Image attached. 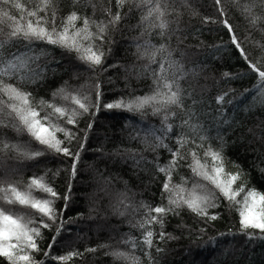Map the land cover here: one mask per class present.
Wrapping results in <instances>:
<instances>
[{"label": "trees", "instance_id": "16d2710c", "mask_svg": "<svg viewBox=\"0 0 264 264\" xmlns=\"http://www.w3.org/2000/svg\"><path fill=\"white\" fill-rule=\"evenodd\" d=\"M20 2L33 8L36 0ZM244 2L245 0H241V4ZM92 3L96 4L95 13L87 0L76 4L72 0H58L57 25L72 11L97 22H107L108 17L102 11L103 8H111L113 14L118 11L116 0H92ZM188 5L180 8L182 15L179 17V31L170 40L161 39L156 32L151 36L146 34L141 37L142 29L136 27L140 23L141 11L135 8L115 29L110 26L103 42L105 58L102 67L106 71L89 69L77 59L75 52L43 43L33 45L45 48L50 54L43 80L24 86L17 84L22 90L32 94L33 103L41 99L57 105L68 103L61 101L59 97L53 100V93L62 86L69 91L78 90L81 94L91 95L93 102L96 100L95 84L99 83L101 92L100 108L94 116L89 113L79 117L75 126L64 125L63 120L59 121L76 134V139L70 145L73 152L78 151L83 143L75 177L71 175L72 159L61 154L47 153L32 161L13 159L12 152L0 156V179L18 182L23 189L31 177L47 173L46 180L60 195L55 207L58 211L62 210L63 227L57 235L59 216L56 223L44 218V222L51 226L41 227V236L37 240L40 251L32 253L37 261H43V264H61L52 257L79 252L83 255L73 257L68 264H125L106 254L112 250H120L134 252L140 257L141 264H264V240H249L239 234L240 217L236 206L229 205L218 191L219 207L209 209V214H217L218 219L207 220L187 208L180 210L178 216L170 214L165 220L163 231L171 234L174 239H169L166 235L160 240L159 226H151L157 235L153 237L155 247L147 251L151 252L154 261H149L139 244L136 249H131L129 245L121 243L128 237H135L138 242L142 240V230L133 227L144 214V209L140 208L141 202L153 207L167 204V194L162 198L165 176L158 172L155 162L158 157L159 164L165 165L172 156L165 148H158L154 152L142 142L149 130L161 129L162 117L153 115L151 108H146L143 116L122 109L105 108L107 103L120 99L127 101L151 93V77L140 75L147 61L139 57L136 48L145 39H149L157 47L161 43L169 44L174 50L172 59L180 61L190 73L186 80L181 81L182 87L192 91L193 98L199 101L195 108L198 122L204 125L208 136V140L204 142L205 148L209 144L214 150L222 147L225 172L241 174V179L236 181L233 188L243 183L245 192L255 189L264 193V98L254 89L257 75L250 71L246 61L231 43L228 30L219 22L222 17L215 0H188ZM221 6L224 7L228 22L232 24L237 37L243 41L242 47L249 60L253 63L259 60L264 66V47H258L255 43L258 41L260 45H264V33L250 27L232 0H221ZM129 7L131 5L125 4L120 10L122 17L128 13ZM12 14L17 17L20 15L15 10ZM206 17L209 18L207 22ZM169 19L174 20L175 17ZM213 20L217 22L213 23ZM170 27L175 30L177 25L172 23ZM259 27L264 28V23ZM245 37L249 39L245 40ZM41 63L45 61L42 60ZM152 67L155 68L156 65ZM193 71L195 76L191 74ZM225 73L230 76H225ZM6 82L17 83L15 80ZM224 92H229L223 105V117L228 120L227 124L221 122V113L218 111L221 105L216 103V97ZM229 99L233 101L232 104L227 103ZM185 104L191 105V99L186 100ZM176 111L179 114V110ZM43 115L44 112H41V116ZM169 122L174 127L165 143L175 149V136L181 131L176 127L180 119L173 118ZM89 123L92 124L90 130ZM136 133L139 136L132 138ZM159 134L157 131V135ZM0 136L28 145L33 150L43 147L26 133L18 135L10 128L0 129ZM57 136L64 139L62 133H57ZM218 137H222V140ZM192 138L189 133V139ZM195 139L197 144L200 143L198 137ZM148 142L152 144L155 140L149 136ZM187 147L194 148V145L189 143ZM124 150H132L146 159L138 167L134 166ZM196 151L203 163L204 149ZM191 162V157L180 161L181 166L172 174L173 184L182 183L183 178L188 182L187 188L197 182L210 188L207 181L193 175L188 166ZM208 162L211 163L210 158ZM57 170L59 175L53 178V173ZM245 192L237 199H242ZM121 194L128 197L125 204L131 207L127 210L124 205L118 204ZM34 195L45 198L46 194L34 192ZM65 195L68 196L66 208ZM115 198L118 200L113 215L110 209L113 208L111 203ZM108 205L111 206L109 209ZM2 206L31 217L35 221L31 226H39L41 217L35 210L19 205ZM119 212H124V215ZM221 233L233 235L222 236ZM102 245L111 247L105 248ZM156 247L162 251L157 252ZM90 248H95L96 251H86ZM46 252L48 256H45ZM0 264H9V261L0 256Z\"/></svg>", "mask_w": 264, "mask_h": 264}, {"label": "snow or ice", "instance_id": "6c2138e0", "mask_svg": "<svg viewBox=\"0 0 264 264\" xmlns=\"http://www.w3.org/2000/svg\"><path fill=\"white\" fill-rule=\"evenodd\" d=\"M72 2L76 4L81 0H72ZM87 3L91 4L95 13L96 4L92 3V0H87ZM215 3L218 5L217 10L222 17L219 22L228 30L231 43L246 61L250 71L257 75L254 89L258 90V94L264 98V87H261L264 85V70H262L264 66L259 60L255 63L249 60L248 54L242 47L243 41L237 37L232 24L228 22L227 13L221 6V0H215ZM232 3L238 7L251 28L264 33V28L259 27L264 23V0H245L243 4H241V0H232ZM125 4H129L131 7L128 9V13L122 17L120 10L124 8ZM116 5L118 11L115 14L112 13L111 8L102 9L108 17L107 22L104 20L97 22L72 11L61 19L58 26V0H36L33 8H28L20 0H0V129L10 128L18 135L26 133L33 141L43 146L42 149L33 150L28 145L0 136V156L12 152L14 153L13 159L32 161L47 153L61 154L72 159L71 175L75 177L76 166L80 162V152L83 151V143L78 151L73 152L70 145L76 139V134L61 125L59 121L63 120L64 125L75 126L79 117L89 113L94 116L100 108L99 83L94 85L95 102L89 94H81L78 90L69 91L62 86L53 93V100L59 97L61 101L68 103L57 105L43 99L33 103L32 94L22 90V87H18L17 84L24 86L43 80L47 68V58L50 55L45 48H36L33 45L43 43L75 52L77 59L86 64L89 69L102 72L107 70L102 66L105 58L103 42L108 29L110 26L115 29L121 20L133 11V8L141 11L140 23L136 26L142 29L141 37L146 34L151 36L153 32H156L161 39L170 40L176 31H179V17L182 15L180 8L189 6L188 0H116ZM13 10L20 13L19 17L12 14ZM169 17H175V19L170 20ZM208 19L206 17L205 22ZM78 21L81 22L80 27H77ZM212 22L216 23L217 21L213 20ZM172 23L177 25L175 30H171ZM5 26L7 31H5ZM177 39L179 40V37ZM244 39L247 40L249 37ZM97 41L100 43L97 44ZM255 43L258 47H264L258 41ZM136 48L139 57L147 61L140 75L151 77V93L127 101L120 99L107 103L105 108L122 109L140 113L142 116L146 108H151L153 115L162 117V127L159 130H149L142 138V142L154 152L158 148L167 149L172 159L165 165L159 164L158 157L155 162L158 172L165 176V182L162 185V198L164 194H167V204L153 207L141 202L140 208L144 209V214L133 227L142 230V240L138 242L135 237H128L121 243L129 245L131 249H136L139 244L149 261H154L151 252L147 251V249L155 247L153 237L157 235L151 226H159L158 237L160 240H163L166 235L169 239H174L175 237H172L171 234H166L163 231L165 220L170 214L178 216L180 210L187 208L207 220L218 219L217 214H209L210 208L219 207L217 191L229 202V205L236 206L240 217L239 234L249 240H264V193L255 189L245 192L243 183L239 187L233 188L236 181L241 179V174L225 172L223 148L214 150L211 144L205 148L204 142L208 140V136L204 125L198 122L199 117L195 108L199 101L193 98L192 91L186 90L181 84V81L186 80L190 73L185 70L180 61L172 59L174 50L167 43H161L157 47L149 39H145L144 43L137 44ZM42 60L45 63L42 64ZM153 65L156 67L153 68ZM191 74L196 75L194 71ZM224 75L230 76L228 73ZM11 80H15L17 83L6 82ZM228 95L229 92H224L216 97V103L221 105L218 109L221 113L220 120L224 124L228 123V120L223 117L225 111L223 105L226 102L225 97ZM188 99H191V105L186 106L185 101ZM227 103L232 104L233 101L229 99ZM176 110H179V114ZM41 112H44L43 116H41ZM173 118L180 119V123L176 127L181 129L180 133L175 136V149L165 143V140L169 139L168 134L173 131L174 125L169 122ZM91 127L92 124L89 123L88 129L90 130ZM185 129L187 131H184ZM157 131L160 132L159 135H157ZM57 133H62L64 139H60ZM189 133L193 137L191 140ZM136 136H139V133H136L132 138H136ZM149 136L154 138L155 143L148 142ZM197 137L200 140L198 144L195 139ZM218 139L222 140V137H218ZM84 140H87V134H85ZM189 143L193 144L194 148H188ZM196 149H204L203 163ZM124 151L127 158L133 161L134 166L138 167L146 159L132 150ZM188 157H191L192 162L188 166L193 175L207 181L210 188L199 182L194 183L191 188H187L188 182L183 178L182 183L173 184V172L181 166L180 161ZM57 175H59V170L53 173V178ZM46 176L47 173L44 176L31 177L23 189L18 182L13 183L0 179V256L5 257L9 264H43V261H37L32 253L40 251L37 240L41 236V227L50 228L51 226L50 223L44 222V218L46 217L51 223H56L59 216L57 235L63 227L62 210L58 211L55 207L60 195L46 180ZM34 192L46 194L45 198L35 196ZM242 192H245L243 198L237 199ZM127 199L126 194H121V198L118 200V204L124 205L125 210L131 207V205L125 204ZM64 200L66 208L67 195ZM3 204L19 205L35 210L41 217L39 226H31L35 224L31 217L6 209L2 206ZM119 214L124 215V212H119ZM221 235L233 234L221 233ZM101 247L109 248L111 246L102 245ZM86 251L95 252L96 249L90 248ZM156 251L160 252L162 249L156 247ZM106 254L113 256L116 260L124 261L125 264H141L140 257L131 251L112 250ZM82 255L79 252H71L63 256L52 257V259L61 262V264H68L73 257ZM45 256H48L47 252Z\"/></svg>", "mask_w": 264, "mask_h": 264}, {"label": "rangeland", "instance_id": "374dc122", "mask_svg": "<svg viewBox=\"0 0 264 264\" xmlns=\"http://www.w3.org/2000/svg\"><path fill=\"white\" fill-rule=\"evenodd\" d=\"M80 26H81V22L78 21V22H77V27H80ZM117 200H118V198H115L114 201H112V203H111L113 208H111L110 210L112 211V214H113V215H114V212H115L114 207H115V205H117ZM108 204H110V202H108ZM111 204H110V205H111ZM110 207H111V206L108 205V206H107V209H109Z\"/></svg>", "mask_w": 264, "mask_h": 264}]
</instances>
